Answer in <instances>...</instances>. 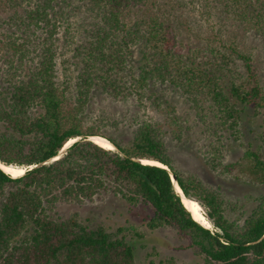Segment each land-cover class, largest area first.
<instances>
[{
    "label": "trees",
    "instance_id": "trees-1",
    "mask_svg": "<svg viewBox=\"0 0 264 264\" xmlns=\"http://www.w3.org/2000/svg\"><path fill=\"white\" fill-rule=\"evenodd\" d=\"M176 1L35 0L4 19L0 163L25 172L14 176L0 166V264H138L127 233L145 234L134 226L110 229L78 210L58 213L60 204L83 207L107 195L128 209L148 206L146 226L172 228L206 264H264V192L235 201L179 168L155 121L135 119L124 130L112 114L90 115L99 97L150 101L179 126L173 136L181 142L185 126L168 94L175 91L212 136L202 156L208 168L264 184V0H197L217 21L205 35L196 22L178 21L194 0ZM6 2L20 1L0 6ZM255 118L260 144L246 141V122ZM234 148L242 154L228 161ZM171 173L211 227L186 208ZM160 264L178 262L170 256Z\"/></svg>",
    "mask_w": 264,
    "mask_h": 264
},
{
    "label": "rangeland",
    "instance_id": "rangeland-1",
    "mask_svg": "<svg viewBox=\"0 0 264 264\" xmlns=\"http://www.w3.org/2000/svg\"><path fill=\"white\" fill-rule=\"evenodd\" d=\"M19 1V4L14 6L7 2L0 6V32L5 31L9 26L7 23H4V19H8L10 15L16 12H22L21 9L28 6L29 1L33 3L35 0ZM174 1L177 3L176 0ZM179 8L180 6H177L176 10ZM207 10L208 7H204L197 2V0L186 2L185 6L179 12L180 19H178V21L196 22L199 26L198 31L201 35H205V33H208L211 27L214 24L216 25L217 22L215 16L210 17L209 14L206 13ZM179 28L185 37L186 25L181 23ZM62 34L61 37L63 38L64 36ZM62 42L63 40H60V43ZM65 48L66 47L62 48L60 52L65 50ZM69 53L70 52H67L66 56H68ZM61 59L62 57L59 58V63ZM1 64L3 65V63ZM3 67H5V65H3ZM59 67L60 71H63L60 64ZM3 72L6 74L5 70ZM168 94L171 102L176 104L177 114L180 116L181 120H183L185 126V130L181 131V142H177L173 136V133H179V126L172 123L173 120L169 118L165 110L158 109L150 101L141 105L135 99L119 102L99 97L92 101L93 113L90 112V115L92 118H95L102 111H105L106 114H112L113 117L119 119L120 127L126 128L124 130H127L132 120L135 119L145 118L155 121L166 132L165 136L170 147V152L179 168L194 172L207 183L215 187H220L227 198L235 201H241V199L246 200V197L249 195H256L264 192V184L252 185L243 183L208 168L202 156L209 150V141L212 136L209 135L207 138L208 131L205 130V122L197 117L195 111L190 108L189 103L181 98L175 91L169 90ZM251 119H248L246 122V141H253L254 143L260 144V140L257 137V134L261 133V129L258 126L260 122L256 118L254 121H251ZM1 128H3V126L0 123V129ZM112 129L113 128L108 126H104L103 128L104 131L108 132L109 130L112 131ZM242 150V148H234L227 153V160H236L242 154ZM248 200L245 209L250 210L254 203L250 202V199ZM128 208L130 207L127 206L124 201L113 195H107L104 196V198H96L91 202H87L83 207H78L75 204H60L58 213L62 216H66L78 210L84 215L90 216V222L92 224H103L110 229H114L120 225L134 226L137 231L145 234V237L141 239L136 235L133 229H130L127 233V240L135 244L136 261L138 264H151L150 262L160 264L162 260L170 256L175 257L178 264H206L204 258L190 247L189 241L180 238L177 232L172 228L163 227L150 230L146 226V222L152 213L148 206L141 204L135 208ZM203 210L205 212L204 208Z\"/></svg>",
    "mask_w": 264,
    "mask_h": 264
},
{
    "label": "bare ground",
    "instance_id": "bare-ground-1",
    "mask_svg": "<svg viewBox=\"0 0 264 264\" xmlns=\"http://www.w3.org/2000/svg\"><path fill=\"white\" fill-rule=\"evenodd\" d=\"M96 141V143L100 144L101 146H104L106 148H114L110 143L108 142H104L102 140L99 139H94ZM72 142H74V139L69 140L66 143L67 145H70ZM143 162L145 163H150V164H157V165H163L162 163L155 161V160H150V159H144ZM1 167L6 171L11 173L14 176H18V175H22L25 172V169L23 167L20 166H16V165H6L3 163H0ZM177 189L180 192V188L177 185ZM183 197V196H182ZM183 201L185 203V205L188 207V209L194 214V217L200 221L202 224L206 225V226H211L209 220L206 217V214L203 210V208L201 207L200 203L197 202L196 200L193 199H189L187 197H183Z\"/></svg>",
    "mask_w": 264,
    "mask_h": 264
},
{
    "label": "water",
    "instance_id": "water-1",
    "mask_svg": "<svg viewBox=\"0 0 264 264\" xmlns=\"http://www.w3.org/2000/svg\"><path fill=\"white\" fill-rule=\"evenodd\" d=\"M94 142H96L94 139H99V140H102V141H104V142H108V143H110L113 147H115V145L112 143V142H110L108 139H106V138H104V137H102V136H92V137H90ZM75 140V139H74ZM69 145H65V147L63 148V150L65 149V148H67ZM141 162H143V160L141 159ZM144 163V162H143ZM1 166V165H0ZM165 168H168V167H165ZM171 176H172V180H173V183L175 184V187H176V190L179 192V190L177 189V185H178V187L180 188V186H179V184H178V182H177V177H176V175L175 174H173V173H171ZM183 197H184V195H183V192H182V189L180 188V192H179ZM183 197H182V201H183ZM197 201V200H196ZM198 202V201H197ZM183 203H184V201H183ZM184 205H185V203H184ZM201 205V204H200ZM186 206V205H185ZM202 207V206H201ZM186 208L188 209V207L186 206ZM189 210V209H188ZM193 214V213H192ZM194 215V214H193ZM208 227H211V226H209L208 225Z\"/></svg>",
    "mask_w": 264,
    "mask_h": 264
},
{
    "label": "clouds",
    "instance_id": "clouds-1",
    "mask_svg": "<svg viewBox=\"0 0 264 264\" xmlns=\"http://www.w3.org/2000/svg\"><path fill=\"white\" fill-rule=\"evenodd\" d=\"M143 160V159H142ZM156 161V160H155ZM203 208V207H202Z\"/></svg>",
    "mask_w": 264,
    "mask_h": 264
}]
</instances>
